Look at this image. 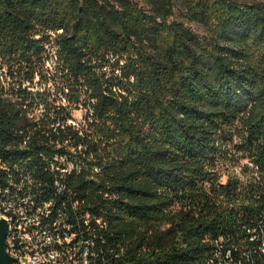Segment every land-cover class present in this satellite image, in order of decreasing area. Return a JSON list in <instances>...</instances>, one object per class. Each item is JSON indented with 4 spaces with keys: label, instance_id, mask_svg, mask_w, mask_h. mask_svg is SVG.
<instances>
[{
    "label": "trees",
    "instance_id": "16d2710c",
    "mask_svg": "<svg viewBox=\"0 0 264 264\" xmlns=\"http://www.w3.org/2000/svg\"><path fill=\"white\" fill-rule=\"evenodd\" d=\"M41 82L59 96L25 88ZM26 103L51 123L29 124ZM80 107L82 122L66 124ZM29 126L28 152L5 151ZM63 144L81 145L63 182L92 220L98 263L207 264L215 241L249 247L264 173V0H0V164ZM241 160L244 180L223 172Z\"/></svg>",
    "mask_w": 264,
    "mask_h": 264
},
{
    "label": "built area",
    "instance_id": "2783aa9c",
    "mask_svg": "<svg viewBox=\"0 0 264 264\" xmlns=\"http://www.w3.org/2000/svg\"><path fill=\"white\" fill-rule=\"evenodd\" d=\"M50 34L53 36V33ZM51 65H53V60H50L49 66ZM22 108L25 110L24 115H31V122L39 124L43 121H49L43 104L31 109L26 103L22 105ZM65 123L73 126L77 125L72 121V118H67ZM32 136H34V132H30V136H22L15 135L13 131V139H20L22 148L30 149ZM37 144L47 148V144L43 145L41 142ZM6 145L8 146V142ZM63 146L65 149L62 153L54 152L51 157L46 155V160H52L53 168L60 169L61 177L79 170L80 167V161L76 158V154L80 152L81 145L65 146L63 144ZM61 147L62 144H56L54 149L57 150ZM7 165L10 168H16L19 165H23V162H7ZM93 170L96 171L97 169L93 168ZM46 178L45 172H43L42 183H33L30 176H22L21 180H15L14 200L11 207L19 208V210L22 207H30V214L25 225V235L31 237V243L43 246V250H52V262L29 259L27 256L22 255L21 258L11 257L12 264H92V258L97 255L94 249L95 234L87 231L85 215L83 217L79 206L72 203L70 190L65 189L63 185H55L53 177ZM255 184L258 187L256 198L259 203V215L253 225L244 229V239L249 244V247L238 245L233 249H223L221 240L215 241L214 249L211 250L213 264H264V173L256 177ZM41 192H52L53 209L45 210V206L43 207V215L38 217L37 223H44V230H37V227L29 228V219H31L33 207L31 203H26V196L31 194L39 195ZM63 208H70L72 215H74V227L65 226ZM2 219L5 222L9 220L0 218V220ZM56 241H63V248H56ZM4 247L7 254L8 250L21 249L12 248L11 243H4ZM65 249H73V257L67 260L66 263H56V255L61 254ZM252 253L256 254L261 262L255 263Z\"/></svg>",
    "mask_w": 264,
    "mask_h": 264
},
{
    "label": "bare ground",
    "instance_id": "6f19581e",
    "mask_svg": "<svg viewBox=\"0 0 264 264\" xmlns=\"http://www.w3.org/2000/svg\"><path fill=\"white\" fill-rule=\"evenodd\" d=\"M24 117L26 118V121L29 124H34V123L37 124L36 122H31V115H25ZM48 123H51V122H48ZM13 131L15 135L30 136V132H34L35 130L30 126L26 127L25 129H19V130H15L13 128L10 131L9 135L7 136L8 146L7 145L4 146L5 151L7 150L9 152L10 151L15 152V150L16 151L29 150V148H22V142L20 141V139H13ZM41 132H43L42 135L48 137L47 132H44V130ZM32 139H33V136H32ZM7 140H4V141H7ZM43 141H46V140L44 139ZM36 143H40V142L36 141ZM30 156L28 157L25 156L23 158H19L20 156H18L19 159L15 160V162H23V165H19L16 168H10V166H8L7 163L0 164V171L2 175V177H0L1 178L0 180L1 181L0 182V218L9 219L6 222L4 243H11L12 248H21V249L8 250V255L10 257L21 258L23 255V256H27L29 259H38V261L52 262V250H43V246L35 245L31 243V237L28 235H25V225H26L28 215L30 214V207H22L21 210H19V208L11 207L13 200H14L13 191L15 189V180H21L22 176H30L33 183H42L43 182V172H45L46 176L47 174H50V177H53L55 185H63L65 189L67 190L69 189L63 182V178L65 176L61 177L60 169L53 168L52 160H46V154H39V158L36 163L34 159H32ZM11 158H9V160H11ZM36 167L37 168L39 167L40 169L38 170H41V173L39 172L40 173L39 176L35 175ZM72 193L73 192H71L70 190V198H72ZM51 199H52V192H41L39 193V195L31 194V195L26 196V203H31V206L33 207V212H31V219H29V228L37 227V230H44V223H37V220H38V217H42L44 206H45V210L53 209V201ZM72 203L76 204L77 206L79 205L78 202L73 199H72ZM88 215L89 214H85V227L88 232H94V229L89 224L91 219H88ZM63 221H65L66 227H74V215H72L70 208H63ZM56 248H63V241H56ZM71 257H73V249H65L61 254L56 255V263H66L67 260L71 259ZM205 262L207 264H213V255L211 252L208 255ZM92 264H100L97 261V255L94 258H92Z\"/></svg>",
    "mask_w": 264,
    "mask_h": 264
},
{
    "label": "rangeland",
    "instance_id": "374dc122",
    "mask_svg": "<svg viewBox=\"0 0 264 264\" xmlns=\"http://www.w3.org/2000/svg\"><path fill=\"white\" fill-rule=\"evenodd\" d=\"M49 65H50V60H49V62H47L46 67ZM47 72L49 74H52V73H54V69L48 67ZM35 82H36V80L34 81V83ZM3 85L6 86L7 89H11L14 87L11 84H7V82H4ZM21 88H24V87H21ZM25 88L31 94H34L35 96H37L41 102H43V100H47V101L49 99L51 100V98H53V97L56 98L60 94V90L58 89V88H60L59 85H56L53 82H49L47 84L41 82L38 85L33 84V85L25 86ZM45 97H46V99H45ZM63 104H64V101H63ZM70 112H71L72 121L75 124H79L80 122H82V115L85 112L84 109H81V107L76 108V109L72 108L70 110ZM244 165H248L249 167H252L247 162V160H241L238 163V165H230V164L224 165L222 170H223V172H226V174L230 173V174H233L235 177H238V178L240 177V180H244L243 179L244 177L242 174V172L244 170V168H243ZM226 174H225V176H222L221 181L224 182L226 180Z\"/></svg>",
    "mask_w": 264,
    "mask_h": 264
},
{
    "label": "water",
    "instance_id": "95a60500",
    "mask_svg": "<svg viewBox=\"0 0 264 264\" xmlns=\"http://www.w3.org/2000/svg\"><path fill=\"white\" fill-rule=\"evenodd\" d=\"M6 231L5 220H0V264H12V258L7 254L4 247V237Z\"/></svg>",
    "mask_w": 264,
    "mask_h": 264
}]
</instances>
